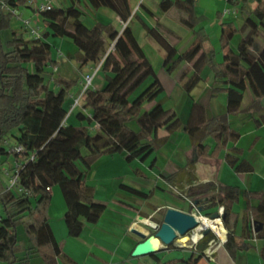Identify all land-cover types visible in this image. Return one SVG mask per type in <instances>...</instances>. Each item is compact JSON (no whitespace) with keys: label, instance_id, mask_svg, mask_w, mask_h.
<instances>
[{"label":"trees","instance_id":"trees-1","mask_svg":"<svg viewBox=\"0 0 264 264\" xmlns=\"http://www.w3.org/2000/svg\"><path fill=\"white\" fill-rule=\"evenodd\" d=\"M81 1L92 10L107 8L122 21L139 17L132 14L129 0H69L67 7L51 6L39 10L38 17L45 30L38 37L29 35L26 38L21 31L28 33L23 24L19 29L12 28L15 16L1 8V3L9 8H19L25 0H0V166L6 161L4 156L12 155V172L6 175H17L18 179L16 187L7 188L8 179L0 178V264H36L32 261L35 258H39L40 264H58L60 260L64 264H78L60 249L50 228L51 188L58 187L65 203L63 221L67 236L77 237L85 224H95L105 209L104 204L94 201V189L86 182L95 159L124 152L128 161L138 159L144 162L168 139L167 135L158 137L159 129L170 134L182 125L180 117L160 103L141 111V103L145 99L152 102L162 91V86L132 34L130 21L120 33L111 22L96 19L86 34L88 37L80 35L81 17L85 14L77 6ZM196 1L159 0L157 4L158 12L166 13L176 8L185 14L180 21L192 31L194 39L191 47L179 54L156 26L148 27L138 19L145 35L164 50L163 63L168 73L180 62H192L193 72L183 84L187 93L200 81L201 71L207 67L213 76L211 93L226 94L225 113L197 124L189 118L183 125L194 156L215 159L226 151L224 159L233 171L248 173L252 166L240 157L242 152L235 147L240 134L229 126L228 115L240 110L246 89L254 97L253 105L264 97V48L257 50V54L249 48L255 31L264 28V0H254V8L244 15L239 28L232 21L222 20L219 62H215L213 50L205 52L202 49L207 35L204 27L196 29L201 23L195 10ZM250 1L230 0L229 4L244 11ZM216 17L221 20L222 14L217 12ZM245 29L249 30L247 35H241L236 51H233L230 41ZM5 31L8 36L2 39L1 33ZM48 37L68 39L76 49L73 59L79 67L96 64L103 56L95 73L102 75V85L99 88L89 85L83 90L82 109L76 113L77 120L95 125L94 134L87 133L84 127L67 124L65 102L78 79H67L51 71L50 68L58 66V61L52 57ZM49 74L52 75V85L48 81ZM149 77H152L149 86L133 96ZM86 110L89 115L83 113ZM192 111L193 108L190 115ZM256 123L260 124L258 120ZM208 138L212 145L205 142ZM18 147L21 150H17ZM154 163L153 159L150 165ZM188 167L193 168L192 164ZM181 172H185L188 184L186 198L191 202L197 200L203 211L212 207L223 208L224 249L233 257L236 251L250 247L246 239L261 240L259 255L261 264H264V191H240L228 185L219 190L213 182L194 184L195 177L185 168L164 179L173 186L180 179ZM119 188L142 200L152 196L151 191L145 192L127 184H120ZM240 196L244 208L241 234L237 236L238 215L232 207ZM252 196H258L256 204L251 203ZM208 215L204 213V216ZM19 226L24 240L18 238ZM203 232L196 244L191 245L193 252L186 260L172 259L161 263L155 254L151 255L152 259L155 264H196L205 255L209 244L218 242L213 232ZM168 248L177 246L173 242Z\"/></svg>","mask_w":264,"mask_h":264},{"label":"rangeland","instance_id":"rangeland-1","mask_svg":"<svg viewBox=\"0 0 264 264\" xmlns=\"http://www.w3.org/2000/svg\"><path fill=\"white\" fill-rule=\"evenodd\" d=\"M29 3L32 1V4L34 6H39L41 4H48V5H55L63 7L69 6V0H28ZM138 1V0H137ZM210 1V2H209ZM221 0H197L195 3V10L196 14L198 16H201V23H199L198 26H196V29L199 27H205L206 29V35L207 39L210 40L211 43L216 45L218 43L219 37L218 32L220 30V24L221 21L216 18V2ZM240 2L241 0H236ZM49 2V3H48ZM226 8L231 7L234 9L233 12L227 14L224 16L223 21H232L233 24L239 28L244 15L248 12H250L254 8V0H251L246 6L245 10L241 11L239 7L232 6L229 4V2H225ZM78 7H80L85 14L82 15V28L80 29V35H86L89 33V28L92 25L93 22V14L86 11L87 6L85 4H81L78 2ZM25 10V9H24ZM27 15L31 14L30 11H32V8L26 9ZM34 12L38 15L39 10L36 8L34 9ZM169 13H161L158 12V15L160 16L163 25H166L168 29H170L173 34L177 37H179V43L175 44L176 48H181L182 45L187 43L189 39H191L192 31L184 26H181L179 23H176L177 18L183 14L181 10H178L176 8H171ZM21 13V12H20ZM24 18H27V17ZM29 17V16H28ZM95 17L97 20L100 21H106L111 22L113 25L119 29V32L124 29L123 24L120 21L115 20L113 18L112 12L107 8H101L96 13ZM30 20V25L32 28H34L39 35H41L45 28L42 25V22L39 17L37 18H27ZM21 18L15 17L11 22L12 28L19 29L21 27ZM124 23L126 21H123ZM127 25V24H126ZM130 28L132 31V34L134 38L136 39V42L141 47L144 55L148 58L150 61L152 68L154 70V73L156 77L158 78L161 86L162 91L157 95V97L152 101L149 102L146 99L141 103V111H144L148 109L151 105L154 103H160L165 109L172 108L176 113L177 116L181 119H185L186 113H187V106L188 103H190L191 98H188L186 95V91L182 87L181 82H178L177 79L181 76V70L182 72L189 71V67L185 66L183 62H180L178 65H176L171 72L168 73L165 66H163V60H164V50L153 40H150L146 38L145 32L142 29L140 23L137 21L136 18H134L131 22ZM24 37L28 38L29 33L23 32L21 30ZM171 31L167 34H164L166 37L172 36L175 38L176 36H173ZM8 36L7 32L1 33V38L6 39ZM66 41H69L66 38H63ZM240 39V34L237 33L232 38L231 47L235 48L236 44L238 43ZM61 40V38H50L49 43L51 45V52L52 57L55 60H58V66L54 68H50L51 71H57L54 72L55 75H61L66 77L67 79H78L79 82H81L80 88L83 89V87L86 85V76H92V80L90 83V87H93L96 83H102V75L95 74L94 70L95 67H99L100 60L103 58V56H100L98 59V62L96 64L89 63V65L83 66L82 68L79 67L78 62L73 58H65L64 55L59 54L58 52V42ZM70 42V41H69ZM219 51V49H218ZM221 53L218 56V59H221ZM102 61V60H101ZM80 68V69H79ZM58 69V70H57ZM50 75V79L48 80L50 85H52V80ZM190 77V76H189ZM152 81V77L147 78L134 92L133 96L139 94L143 89H145ZM79 87L75 86L73 87L74 90H70V92L75 93L78 92L80 89ZM72 88V89H73ZM199 88H196L194 92L192 93V99L196 100V98L199 96ZM247 94V93H246ZM132 96V97H133ZM247 95L244 96L242 100V108L243 112H246V98ZM195 97V98H194ZM76 98V97H75ZM72 96L68 95V98L65 102V107L67 109V124H71L76 127H84L85 131L89 134H94L96 132V127L93 123H88L86 120H77L76 119V113L82 109V98H80L79 103L77 106L71 109L72 104L74 103V99ZM83 113L89 114L90 112L87 110ZM243 116L240 118L233 119L232 126L242 131L243 133L246 132L249 134L250 127H254V122L252 121H246ZM242 121V124L239 122ZM244 122V123H243ZM133 126V123L131 124ZM264 133V131H262ZM183 134L182 127L180 126L178 129H176L174 132L171 133L169 140L166 141V143L160 147L158 150H156L154 153L159 156L161 154L173 150V147L176 146V144H182L183 140L180 137ZM249 136H247L248 138ZM188 141V139H187ZM12 144V141L10 142ZM189 144V143H188ZM181 145V146H182ZM259 151H261V148L259 146ZM262 153V154H261ZM126 153L124 154H114L113 156L107 157L106 155H101L98 158L95 159V161L92 163L91 169L88 173L87 183L89 185H92L94 188V199L97 200V202H100L105 205V209L100 216L99 220L95 224H88L86 223L84 226V229L82 233L77 237H70L69 240H71V245H66V248H64V252L69 254L71 251H75V260L79 264H93L92 261H85V253H87V245L85 242H89L91 240H98L102 243H105L110 247V249L118 250L120 254L118 255H126L128 254V240L134 238L133 234L131 232H128L126 229V225L130 223L131 219L127 218L126 216H129L130 214L126 210H122L118 207L115 200L125 201L127 200L130 205H133L136 208L137 212H134L135 215H138L139 217H143L144 219L139 220V225L143 227L146 234L151 235L154 233V229L151 227L152 225H160V223L163 220L164 214L168 208L180 210L185 213L189 214H195L197 216H204V213H208L211 215L212 213H217L219 215V211L217 208H207V210L202 211L198 214L196 207L192 206L191 200L186 198L185 196V190L182 186V182L177 181L174 186H168V184L164 180L155 179L157 185H159L157 188H155V192L152 194V196L147 200H142L136 197H133L132 195L128 194L127 192L119 189L118 185L120 183L128 184L134 188L137 189L141 188L143 191L148 192L149 188L145 187V181L146 179H142L141 177H136L137 174L135 170H139L142 172L144 177H151L153 171L149 170V161L145 160V162H141L138 159H132L129 162H127V157L125 158ZM248 159L252 161V163L255 162L256 168L254 169L253 173H247L243 175V177H240L236 175L227 165L222 164V158L220 157L215 161V164H218V168L214 167V173L219 179H222L223 181H226L228 183H231L232 185L240 187V191H243L242 188L249 187L253 190H261L263 188L264 184V161L263 163L259 164L257 163V158H262L261 160H264V152H258L253 151L251 153H248ZM6 159L5 162L1 163L0 166V178L7 180L9 179V176L6 175V173H11V165L13 163V156L8 155L4 156ZM100 158H108L111 161H100ZM220 162V163H217ZM254 167V166H253ZM135 178V179H134ZM138 179V180H137ZM176 187V188H175ZM56 192L59 194V206L62 205L65 208V203L61 197V193L57 186H54L53 189V196H52V202L53 207L56 208L58 204H56L55 195ZM131 202V203H130ZM255 202V200H253ZM138 203V204H137ZM137 204V205H136ZM244 205V200L242 196H240L239 201L233 205L234 210L239 211L241 210ZM199 207H202L199 205ZM134 214L132 217L134 219ZM215 219V218H214ZM222 222V220H221ZM144 225H143V224ZM223 225V223H222ZM204 230V229H203ZM18 238L24 240L25 237L23 235L22 227H18ZM191 234L190 232L187 235L179 236L176 238L175 243L180 246L184 245V248L187 250H190L191 245L193 244L191 241ZM215 234V233H214ZM126 236V237H125ZM217 237V236H216ZM218 239V237H217ZM219 242V239H218ZM71 246L74 248H71ZM69 251V252H67ZM71 256V254H69ZM105 261H107L106 264H121V259L115 258L113 260H110L108 255L102 256ZM140 257H132L130 255V260L128 261V264H136V261ZM36 259V258H35ZM146 262V261H145ZM61 263V261H60ZM152 261L150 259H147L146 264H151ZM61 264H64L63 262ZM104 264V263H101Z\"/></svg>","mask_w":264,"mask_h":264},{"label":"crops","instance_id":"crops-1","mask_svg":"<svg viewBox=\"0 0 264 264\" xmlns=\"http://www.w3.org/2000/svg\"><path fill=\"white\" fill-rule=\"evenodd\" d=\"M158 1L159 0H138V1L137 0H129V4H130V7L132 9V14L136 13L137 16H139L138 18L141 19L148 27L156 26V28H158L160 33L169 42V44L173 48H175L177 54L184 52L185 50H187L191 47V43L194 39V36L192 35L191 39H189V41L187 43L182 45L181 48H179V49L176 48L175 44L179 43V37H177L175 35V33L173 34V32L170 29H168L166 27V25H163L162 23H160V22H162V20H161L160 16L158 15V11H157ZM80 3L85 4L82 1ZM69 5H70V3H69ZM53 6H55V5H53ZM60 6H62V5H60ZM216 6L217 7H216L215 14L217 12H220L222 14V19L220 20L222 22V20H224V16H225L222 13L223 10L226 8L225 3L223 2V0H221V1H218V3L216 2ZM29 8H32V11H30L31 14L26 16V14H25V13H27L26 9H29ZM36 8H37V6H34L32 4V1L29 3L28 0H25L24 5L22 7H19V12H21V13L18 17L21 19H24L25 16L27 18H33V19L37 18L38 15L34 12V9H36ZM99 9H101V8H99ZM99 9L92 10L88 6L86 8V11H88L94 15L92 24L97 19L95 17V15ZM168 13L169 12H166V14H168ZM112 15H113V18L115 20L120 21L119 17H117L113 13H112ZM183 17H185L184 13L177 18L176 23H179L181 26H184L180 21V19ZM134 18L135 17L132 16L130 19H128L126 21H130V24H131V22ZM138 18H136V19H138ZM199 18L201 19L202 17L199 16ZM139 19L137 20L138 22H139ZM112 25H113V23H112ZM204 29H205V27H204ZM78 31L79 30H77V32ZM166 31H171L170 34H172L173 36H176V37L175 38H173L172 36H169V38H168V36L166 37L164 35V34L168 33ZM205 31H206V29H205ZM248 31H249L248 29H245L243 33H239L240 38H241V35L242 36L247 35ZM219 35H220V30L218 32V37H219ZM85 36L88 37V35H85ZM144 36L146 38H148L146 35H144ZM50 38H53V37H48L47 38L48 42H49ZM237 44H236V46H237ZM57 46H58L59 54H62V56L64 55V57L68 58V59L73 58V56L76 52V49L74 48V46L71 42L66 41L63 38H61V40L58 42ZM236 46H235V48L231 47V42H230V47L233 51H236ZM249 48L255 54H257V50H261L264 48V28L263 27H259L255 31V34L253 35V39L250 42ZM202 49L205 52H208L209 50H213L215 52V62H219L221 60V59L220 60L218 59V56L221 53L220 51H218V49H219L218 43L216 45H214L213 43L210 42V40H208L206 38L203 42ZM164 58H165V52H164ZM56 61H58V60H56ZM163 62H164V60H163ZM183 63L185 64V66L189 67L188 68L189 71L185 70V72H182V70H181V76L177 79V81L184 84L185 81L188 79V77L193 72V70L191 68L192 62H183ZM163 66H164V63H163ZM80 68H82V67H80ZM55 72H57V71H55ZM62 77H64V76H62ZM64 78H66V77H64ZM200 78H201L200 81L194 86V88L189 93H186L188 98H191V101H190V103H188V106H187L188 108H187V113H186L185 119L180 118L181 123H182V125H181L182 131H183V125L187 122V120L189 118L193 124H197L198 122H200L202 120H205V119L207 120V119H210L214 116H217V115H220V114H223L226 112V94L223 92L216 93V94L211 93V86H212V82H213V76H212L211 70L207 67L204 68L201 71ZM183 84H182V87H183ZM80 85H81V82H79V80H78L76 86L79 87ZM101 85H102V83H96L93 87L99 88V87H101ZM199 85H200V88L198 91L199 96L196 98V100H193L191 95L194 92V90L199 87ZM71 90H74V88ZM79 93H80V91L78 90V92H76V94L69 92L68 95L72 96L73 98H75V97L77 98ZM245 95H247L246 96L247 100H246V105H245V107H246L245 111L246 112H243L242 103H241L240 110L238 112L228 115V124L233 130L239 132L240 137L237 140V142L235 143V147L241 150L242 153H241L240 157L243 158L244 160H246L252 166V171L248 172V173H253L254 169L256 168V165H255V162L252 163V161L250 159H248L247 155H248V153H251L255 150L258 152H264V133H262V131H264V97L259 98L257 100V103H255L253 105L254 97L252 96L249 89H246L244 91L243 98ZM192 108H193V111L190 115V111L192 110ZM169 109L174 111L172 108H169ZM86 112H87V110H86ZM240 116L244 117L243 121L246 118L245 119L246 121L254 122L255 128L253 126L250 127L248 135H246L247 134L246 132L243 133L242 131L235 129L232 126L233 119H236L237 117L240 118ZM256 120H258L260 122L259 125L256 123ZM239 122L242 124V121H239ZM157 135H158V137H163V136L167 135L168 136L167 140H169L171 133L167 134L165 132V130L159 129L157 132ZM247 136H249V137L247 138ZM180 137L183 140V145L181 144L182 146L178 143V144H176L175 147H173V150H171L170 152L167 151V152L161 154V156H159L158 154L156 155L155 153H152L146 159V160L150 159L149 170L153 171L152 174L150 175L151 177H148V176L144 177L141 171L135 170V172L137 174L136 177H141L142 179L147 180V181H145V185L147 184L145 187H148L149 191H151L152 194L155 192V188H157L159 186V185H157L158 183H156L157 179L165 181V179H164L165 176L176 173L181 168H185V171L191 172V174H193V176L195 177L194 184L213 182L219 190H221L225 185L235 186V185H232L231 183L223 181L222 179H219L215 174H213L214 173L213 172L214 167L218 168V164H215L216 163L215 161H217V159H219L220 157L222 158L221 159L222 164L227 165L233 171V169L226 163V161L224 159V153L226 151L221 153L215 159L205 158V157H196V156H194L193 146H192L190 140L188 139V137L184 131ZM187 139H188V141H187ZM205 142L209 145H212V140L210 138L206 139ZM228 146H230V144ZM259 146L261 148V151H259L260 150ZM116 154H124V152L116 153ZM107 157H110V156H107ZM126 157H127V154L125 155V158ZM153 159L155 160V163H154V165L151 166L150 163ZM261 159L262 158H257V163L258 162H260L259 164L263 163L264 160H261ZM100 161H111V160L110 159L108 160V158H100V160H98V162H96V163H100ZM126 161L129 162L128 160H126ZM217 163H220V162H217ZM188 164H192L193 168L189 169ZM234 173L240 177H243V175L247 174V173H236V172H234ZM87 178H88V174H87ZM178 181L182 182V186L184 187V189L187 190L188 184L186 182L185 172H181V176H180V179ZM86 182H87V179H86ZM120 184H124V183H120ZM119 185H118V187H119ZM168 186H170V184H168ZM235 187L240 189V187H238V186H235ZM53 189H54V187H52L51 191H50L51 192V201H50V206L48 209L49 225H50V228L52 230V233H53L56 241L58 242L60 249L64 252V250H65L64 248H66V245H71V242H70L71 240H69L70 237L67 236V230H66V227H65L64 221H63V214L65 212V208H63L64 206H62L63 204L59 206L58 201H59L60 196L57 192L55 195V200H56V202H57L56 204H58V206H56V208H54L55 206L53 207V202H52ZM137 189L142 190L141 188H138V187H137ZM242 190H248V191H262L263 190L264 191V184H263V188L261 190H253V189H250L249 187L242 188ZM257 198H258V196H252L251 203L256 204ZM253 200H255V202H253ZM94 201L97 202V200H95V199H94ZM125 201L128 202L127 200H125ZM125 201L115 200V202L117 203L119 208H121L122 210L128 211V213L130 214L129 216H133L134 212H137L136 208L138 207V205H137L138 203L136 204L137 207H134L133 205H130L129 203H126ZM98 203H100V202H98ZM242 207L244 208V205ZM243 208L239 211H236L232 207V211L237 213V215H238V222H237V225L235 228V234L237 236H240V234H241V223H240V221H241L242 214H243ZM129 216H126L127 218L131 219L130 223H128L126 225L127 231L131 232L132 228H136V229L140 228L138 230L145 233L143 227H141L139 225L140 217L138 215L134 214V219H133L132 217H129ZM223 227H224V225H223ZM225 231H226V229H225ZM133 236H134V238L129 239L127 242L128 254H126V255H123V254L118 255V254H120V252L118 250L115 251L113 249H110V247L108 245H106L105 243H102L101 241H98V240H91L87 243L85 242V244L87 245V253H85V261L84 262L92 261L93 264H101V263L106 264L107 261H105V259H103L102 256L108 255L110 260H113L115 258H119V259H121V261H120L121 264H128V261L130 260V255H131L133 248L135 247V245L137 243L140 242L139 237H137L134 234H133ZM224 239H225V237H224ZM245 242L247 244H249L250 247L246 250L236 251L235 255L232 257L224 249L223 242L219 240V242H216V244L211 246V249L209 250L210 254L204 255L201 259H199L197 261L196 264H261L262 260H261L260 255H259V250H260V247L262 245V241L255 239V238H250V239H246ZM176 246H177V248L169 249L168 247L162 248L161 245H158L159 249L154 254L161 261V263H163V262H166V261H169L172 259H184V260H186L191 255V253L193 252V249L191 247H190L191 248L190 250H187L186 248H184V245L180 244V246H179L176 244ZM71 248H73V247L71 246ZM67 252H69V251H67ZM74 253H75V251H71V253L69 252V254H71V256L69 254L68 255L75 260L76 257L74 255ZM147 259H150L152 261L151 264H155L151 255L141 256L136 261V264H146ZM32 261H34L36 264H40L39 258L33 259ZM60 261H58V264L62 263V261H61V263H60ZM130 261H132V260H130ZM175 264H184V263H175Z\"/></svg>","mask_w":264,"mask_h":264},{"label":"water","instance_id":"water-1","mask_svg":"<svg viewBox=\"0 0 264 264\" xmlns=\"http://www.w3.org/2000/svg\"><path fill=\"white\" fill-rule=\"evenodd\" d=\"M192 206L196 207L199 213L203 211L202 207H199L198 201L194 200L191 202ZM194 214H189L182 212L180 210L168 208L164 214L161 224L152 225L154 229V234L148 235L142 231L132 228L131 232L139 237L140 242L135 245L131 252L132 257L149 256L158 251V247L153 246L154 241L161 245L162 248H167L171 243L175 242L176 238L179 236L187 235L192 232L198 226V221L196 220ZM210 219L217 218V213H212L206 216ZM140 219H144L140 217ZM259 227L255 229L258 231ZM209 230L208 228L204 231ZM204 234V232H203Z\"/></svg>","mask_w":264,"mask_h":264},{"label":"built area","instance_id":"built-area-1","mask_svg":"<svg viewBox=\"0 0 264 264\" xmlns=\"http://www.w3.org/2000/svg\"><path fill=\"white\" fill-rule=\"evenodd\" d=\"M225 2H229L230 0H224ZM51 7V5H48V4H41V5H39V6H37V9L38 10H40V11H43V10H47V9H49ZM1 8L2 9H4V10H6V11H9L10 13H12L15 17H18L19 15H20V12H19V8H9L8 6H5V4H2L1 3ZM234 11V9L233 8H231V7H227V8H225L224 10H223V15H227V14H229V13H231V12H233ZM21 21H22V24H23V26H24V28H26L27 29V31H28V33H29V35H31V36H33V37H38L39 36V34L37 33V31L34 29V28H32L31 27V25H30V20L29 19H27V18H24V19H21ZM122 24H123V26L125 25L126 26V24L128 23V21H126L125 23L123 22V21H120ZM124 26V27H125ZM101 60H103V58L101 59ZM100 60V63L102 62ZM100 65V64H99ZM98 69V67H96L95 68V70H94V73H96V70ZM86 78V85L83 87V89H82V91L79 93V95H78V97L76 98V99H74V103L72 104V106H71V109L72 108H74L75 106H77V104H78V101H79V99L82 97V93H83V90L86 88V87H88L89 85H90V83H91V80H92V76H86L85 77ZM13 150V149H12ZM17 150H21V148L20 147H18L17 148ZM30 159H33V156L30 158ZM17 184H18V179H17V175H14V176H11V177H9V179L7 180V188H12V187H16L17 186ZM48 190H49V188H47ZM1 209V208H0ZM218 211H219V215L220 216H218L217 218H215V219H219L220 221L222 220V218H221V216H222V214H223V208L222 207H219L218 208ZM1 212V211H0ZM195 215V214H194ZM200 216V215H199ZM206 217V216H205ZM2 218V216H1V213H0V222H1V219ZM208 218V217H207ZM210 219V218H209ZM214 218H213V220H215ZM211 232H213V233H215V235L218 237V235H217V233H216V231H214L211 227H207ZM207 228H204V230L205 229H207ZM203 229H201V230H199V231H195V229L192 231V234H191V241H192V243H193V245L194 244H196V242L202 237V235H203V231H204ZM193 233H197V238L196 239H194L193 238ZM225 234H226V231H225ZM225 234H224V237H225ZM219 238V237H218ZM219 240L220 241H222V242H224L225 241V239L224 240H221L220 238H219ZM214 244H216V243H210L209 244V246L207 247V249L204 251V254L205 255H209L210 253H209V250L211 249V246H213Z\"/></svg>","mask_w":264,"mask_h":264},{"label":"bare ground","instance_id":"bare-ground-1","mask_svg":"<svg viewBox=\"0 0 264 264\" xmlns=\"http://www.w3.org/2000/svg\"><path fill=\"white\" fill-rule=\"evenodd\" d=\"M196 220L198 221V226L196 227L195 231H199L201 229L211 227L214 231H216L218 237L221 240H224L225 229L222 225V222L219 219L213 220V219H209L205 216H196ZM138 229H140V228H138ZM193 238L194 239L197 238V233L196 234L193 233ZM153 246L155 248H157L158 243L154 241Z\"/></svg>","mask_w":264,"mask_h":264}]
</instances>
